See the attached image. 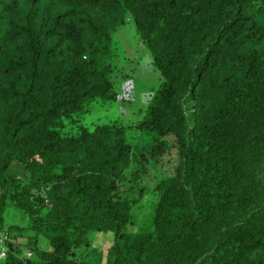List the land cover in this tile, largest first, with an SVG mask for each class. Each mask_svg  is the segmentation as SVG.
Returning a JSON list of instances; mask_svg holds the SVG:
<instances>
[{"label": "trees", "instance_id": "1", "mask_svg": "<svg viewBox=\"0 0 264 264\" xmlns=\"http://www.w3.org/2000/svg\"><path fill=\"white\" fill-rule=\"evenodd\" d=\"M129 20L164 82L87 124ZM0 231V264H264V0H0Z\"/></svg>", "mask_w": 264, "mask_h": 264}, {"label": "rangeland", "instance_id": "2", "mask_svg": "<svg viewBox=\"0 0 264 264\" xmlns=\"http://www.w3.org/2000/svg\"><path fill=\"white\" fill-rule=\"evenodd\" d=\"M113 56L114 71L111 78L117 82V90L121 96L126 84H129V91L123 93V99H119L115 104L98 102L94 111L87 115L85 123L91 124L93 121L106 122L120 118L125 123H135L142 118L148 106L152 102L156 93L163 84V76L160 71L153 66L151 55L147 47L139 40L136 33L135 23L129 20L113 36ZM153 198H145L144 207L138 211L135 225L130 227L133 235H137L140 229L148 231L152 228L151 217L154 211ZM23 214L20 210L13 209L6 216L5 226L12 224H22ZM7 241V233L2 232ZM30 234V233H27ZM27 235L19 237V244L22 246ZM112 235L101 232L92 233L90 241L96 248L106 251L114 242ZM40 246L50 248L44 238L40 240ZM31 254L30 256H28ZM22 255L30 259H35L34 253L22 248Z\"/></svg>", "mask_w": 264, "mask_h": 264}, {"label": "built area", "instance_id": "3", "mask_svg": "<svg viewBox=\"0 0 264 264\" xmlns=\"http://www.w3.org/2000/svg\"><path fill=\"white\" fill-rule=\"evenodd\" d=\"M129 86H130L129 84L125 85V87L123 89L124 90L123 93L126 91H129ZM123 93L121 96L122 98H123V96H125V95H123ZM8 252H10V247H8V245L6 244V238H5L4 234L2 233V231H0V261L5 259ZM30 255L31 254H29L28 256H30Z\"/></svg>", "mask_w": 264, "mask_h": 264}, {"label": "crops", "instance_id": "4", "mask_svg": "<svg viewBox=\"0 0 264 264\" xmlns=\"http://www.w3.org/2000/svg\"><path fill=\"white\" fill-rule=\"evenodd\" d=\"M39 245H40V242H39Z\"/></svg>", "mask_w": 264, "mask_h": 264}]
</instances>
